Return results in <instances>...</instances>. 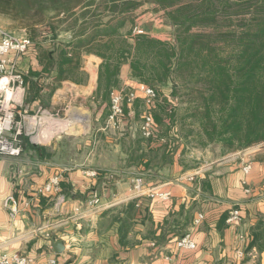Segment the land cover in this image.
<instances>
[{
  "label": "crops",
  "instance_id": "obj_1",
  "mask_svg": "<svg viewBox=\"0 0 264 264\" xmlns=\"http://www.w3.org/2000/svg\"><path fill=\"white\" fill-rule=\"evenodd\" d=\"M33 48L29 57L20 60L24 77L30 67L41 68L32 56ZM83 58L87 77L82 82L65 80L50 94L46 85L55 75L34 78L44 87L33 102L26 103L25 81L24 101L21 92L17 94L18 111L23 109L22 102L24 111L53 109L73 91L96 99L102 58L95 54ZM120 78L114 89L140 82L131 77L129 64L122 66ZM126 107L119 127L108 121L109 103L100 108L98 130L111 129L118 136L100 133L103 138L99 139L110 148L92 147L76 162L57 154L56 145L48 147L51 158L32 150L0 156V250L27 255L32 264H264V234L257 224L264 216V151L238 150L206 160L204 153L209 149H196L189 156L193 159H188L181 144L172 162L157 177L147 179L138 176L142 168L127 167L130 138L140 124H133L137 117L133 104ZM247 165L251 166L248 172ZM93 171L96 175H91ZM55 173L62 176L60 191L38 195L37 190ZM140 177L142 194L134 190ZM204 182L208 184L203 188ZM153 192L169 193V197L146 196ZM11 194L22 207L32 199L16 218L4 207V199ZM94 195L100 197L99 205L89 203ZM131 201L135 205L129 211ZM235 208L241 210V217L230 223L227 219ZM199 213L205 218L196 225ZM186 235L195 241L194 249L178 246V239ZM53 240L64 243L61 252L54 249Z\"/></svg>",
  "mask_w": 264,
  "mask_h": 264
},
{
  "label": "trees",
  "instance_id": "obj_2",
  "mask_svg": "<svg viewBox=\"0 0 264 264\" xmlns=\"http://www.w3.org/2000/svg\"><path fill=\"white\" fill-rule=\"evenodd\" d=\"M144 2L164 11L173 40L134 33L133 12ZM7 10L16 13L38 48L41 68L30 67L24 77L26 103L44 87L34 78L54 74L46 85L50 94L65 80L82 82L85 54L102 58L94 91L101 103L120 84L124 64L133 79L156 89L151 107L156 136L147 138L139 129L127 149V167L142 168L138 176L157 177L181 144L183 152L189 145L219 144L228 153L264 142V0H0V11ZM43 23L50 34L38 40L36 27ZM62 32L69 38L60 41ZM133 106L138 117L145 101L138 97ZM18 142L22 152L52 157L24 132ZM134 205L129 203V211ZM257 224L264 234V216Z\"/></svg>",
  "mask_w": 264,
  "mask_h": 264
},
{
  "label": "rangeland",
  "instance_id": "obj_3",
  "mask_svg": "<svg viewBox=\"0 0 264 264\" xmlns=\"http://www.w3.org/2000/svg\"><path fill=\"white\" fill-rule=\"evenodd\" d=\"M133 14L136 17L134 29L138 26L145 33L150 31L153 34L162 36L164 39H174L173 26L164 18V11L157 10V5L155 3L144 2L133 12ZM15 15L16 13L10 12V10H7V12L0 11V27L17 33L27 34L29 29L26 26H23L17 18H14ZM36 18L40 19V16H37ZM50 22L57 24L58 19H52ZM62 28H64V25ZM36 29L38 37H40L38 40H41V37L50 34L48 24H40L36 27ZM68 38L69 35L62 32L59 39L60 41H63ZM48 44L50 45L51 42L48 41L46 45ZM33 49L32 56L33 54L36 56L38 52L36 43ZM30 55L26 56L29 57ZM20 69L24 72V68L20 66ZM166 88L167 87H164L163 91L166 95H169L171 92L168 88L166 90ZM18 91L21 92V97H23L22 100L24 101L25 89L21 87ZM68 95L69 96L67 98L59 100L53 109L47 110L40 107H34L33 109L28 107L26 111H24L23 109H25V105L24 102L21 101L23 109L19 112V103L12 101L11 103L14 105L16 112V130L18 129L21 132H24L29 140L38 146L48 148L56 145L58 147L57 154H61L62 157H66L68 155L74 162H76V159L80 160L92 147L96 148L99 145L100 149L101 146L106 147L107 145L108 147L106 148H110L108 143L100 140L103 138L100 133H103V135L107 133L106 135L112 138L117 137L118 133H114L111 129H106V131L102 130L100 132L96 121V116L99 114L100 108H106V105L110 103V100L107 104L100 103L97 102V99L87 98L82 94L78 95L77 91H73V96L71 95V92H69ZM141 119V115H139L133 119V124H140ZM37 139L40 140L37 141ZM94 139H99V142L98 140H95L96 143H89L90 140L94 141ZM42 144L47 145L45 146ZM196 149H209V152L204 153L206 160L218 158L225 154L219 144H211L205 148L189 145L185 152L186 155H188V159H193L189 156L190 154L192 155L193 152L197 153ZM243 150L263 152L264 142L255 144Z\"/></svg>",
  "mask_w": 264,
  "mask_h": 264
},
{
  "label": "built area",
  "instance_id": "obj_4",
  "mask_svg": "<svg viewBox=\"0 0 264 264\" xmlns=\"http://www.w3.org/2000/svg\"><path fill=\"white\" fill-rule=\"evenodd\" d=\"M143 32L138 26L134 29V33ZM33 46L34 42L27 34L0 27V156H19L22 153V148L18 142V135L21 131L16 130V112L11 102L17 103L19 101L18 89L24 85V72L20 69V60L32 50ZM138 97H142L145 101V108L141 114L140 130L147 138L156 136V123L151 113V107L157 99V92L154 87L142 82L123 86L111 92L108 121L113 126L119 127V121L125 113V106L133 104ZM250 168L251 166L247 165L244 170L248 172ZM91 175H96V172H91ZM61 179V174L55 173L37 190V194L59 192ZM143 185V179L141 177L137 178L134 182V190L142 194ZM155 195L169 197V193L163 192L148 193L146 196L153 197ZM31 202L32 199L26 200L23 207H29ZM89 203L99 205L100 197L94 195ZM4 207L8 210L11 218H16L24 209L14 194L4 199ZM240 217L241 210L235 208L230 212L227 221L231 223L239 220ZM204 218L205 215L199 213L194 220L195 224L201 223ZM178 246L182 249H194L196 243L189 235H186L178 239ZM239 253L240 256L243 255L242 251H239ZM32 262V259L27 255L0 250V264H32Z\"/></svg>",
  "mask_w": 264,
  "mask_h": 264
},
{
  "label": "water",
  "instance_id": "obj_5",
  "mask_svg": "<svg viewBox=\"0 0 264 264\" xmlns=\"http://www.w3.org/2000/svg\"><path fill=\"white\" fill-rule=\"evenodd\" d=\"M53 247L56 251L61 252L64 249V243L61 240H53Z\"/></svg>",
  "mask_w": 264,
  "mask_h": 264
}]
</instances>
